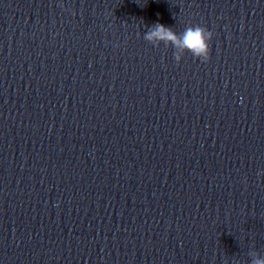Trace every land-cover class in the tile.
Here are the masks:
<instances>
[{
	"label": "clouds",
	"instance_id": "1",
	"mask_svg": "<svg viewBox=\"0 0 264 264\" xmlns=\"http://www.w3.org/2000/svg\"><path fill=\"white\" fill-rule=\"evenodd\" d=\"M212 38L213 33L199 24L189 25L182 33L177 34L171 27L155 23L144 34V39L153 45L162 42L166 46H172L177 63L182 60L185 53H190L194 58L206 62L210 58ZM258 175H264V172ZM249 255L251 264H264V257H261L259 253L250 252Z\"/></svg>",
	"mask_w": 264,
	"mask_h": 264
}]
</instances>
